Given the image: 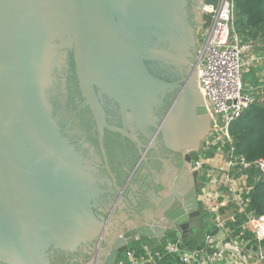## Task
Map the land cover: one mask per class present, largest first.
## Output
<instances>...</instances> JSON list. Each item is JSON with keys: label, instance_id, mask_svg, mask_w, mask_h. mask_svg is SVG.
Returning a JSON list of instances; mask_svg holds the SVG:
<instances>
[{"label": "water", "instance_id": "obj_1", "mask_svg": "<svg viewBox=\"0 0 264 264\" xmlns=\"http://www.w3.org/2000/svg\"><path fill=\"white\" fill-rule=\"evenodd\" d=\"M218 1L0 0V264H119L130 250L157 252L202 232L193 163L190 173L163 172L148 190L132 166L113 170L104 137L134 143L141 156L132 124L155 130L151 106L178 89L164 143L182 142L196 156L213 127L197 34L203 4ZM148 63L175 66L183 79H160ZM73 85L95 122L98 152L64 131Z\"/></svg>", "mask_w": 264, "mask_h": 264}, {"label": "built area", "instance_id": "obj_2", "mask_svg": "<svg viewBox=\"0 0 264 264\" xmlns=\"http://www.w3.org/2000/svg\"><path fill=\"white\" fill-rule=\"evenodd\" d=\"M201 15L202 26L197 34V39L201 41L197 46L196 64H199L198 79L204 105L213 123L210 132L214 135H211L210 142L203 144L201 154L195 160L193 168L198 172L210 169L214 171L218 187L221 185L227 188L223 206L234 203L239 213L245 217L243 228L252 235L255 253L253 261L245 257L241 264H264V216H254L247 211L249 193L253 185L264 181V158L248 162L236 155L229 134L230 125L253 103L251 95L244 90L243 75L250 66L264 65V51L261 50L264 41L244 40L237 34L234 0H219L216 6L203 4ZM211 153L214 159L216 157L223 159L224 165L206 163L211 158ZM251 171H255V174L250 183ZM238 173L245 181L243 189H239L242 187L236 182ZM210 242L211 238L206 236V248L210 246ZM178 247L176 244L168 247V250L178 253L180 251ZM206 254V249L185 253L181 256V262L213 264ZM127 258L133 260L131 254H127Z\"/></svg>", "mask_w": 264, "mask_h": 264}, {"label": "flooded vegetation", "instance_id": "obj_3", "mask_svg": "<svg viewBox=\"0 0 264 264\" xmlns=\"http://www.w3.org/2000/svg\"><path fill=\"white\" fill-rule=\"evenodd\" d=\"M147 69L152 75L154 74L156 77L167 82H179L183 79L175 66L168 67V70H162L148 63ZM71 90L73 98L69 100L67 112L69 116L73 117L71 118L72 120L66 122V130L64 131L68 132V135L77 142V147L85 149L87 154H89L91 147H94L98 152V135L91 112L86 105V107L82 105L79 97H76L78 90L75 85L71 86ZM177 92H179L178 89L167 92L163 95L160 102L151 106L153 107L152 110H155L153 112L156 117L155 123L157 128L155 130L150 124H132V131L141 143V156L134 143L126 142V140L119 138L118 135L105 132V146L109 150L110 156L111 153L113 154L111 160L113 170L116 169L117 173H120L132 166L136 179L144 182L148 190H152V187L155 185V178L163 174V172L168 173L170 171L172 173L173 170H179V172L181 170H188L190 173L188 165L194 164L203 148L204 140L200 143V147L195 150L196 156L193 158L191 157L192 152L189 149L186 150L187 148L182 142L175 144L176 147L172 143L169 146L164 143L162 126L171 103L177 97ZM112 112L116 114L114 111ZM106 114L107 117H110V119H107L109 122L111 121L110 123L115 124L119 122L117 117V122H114L111 112L106 111ZM189 144L190 142L187 143V145ZM90 157L94 158V155L90 154ZM188 158H191L190 162H187ZM135 167L137 168L135 169ZM142 171H144L143 174H141ZM153 171H155V175H152ZM175 173L177 172L175 171ZM118 176L120 178V174ZM197 183L199 192V176Z\"/></svg>", "mask_w": 264, "mask_h": 264}, {"label": "crops", "instance_id": "obj_4", "mask_svg": "<svg viewBox=\"0 0 264 264\" xmlns=\"http://www.w3.org/2000/svg\"><path fill=\"white\" fill-rule=\"evenodd\" d=\"M245 76V81H247V83H243L245 92L251 95L254 104L264 105V65L248 67ZM210 157L206 163L210 162L215 165L217 158L214 159L212 153ZM217 160L221 162L217 166L224 165L223 159L218 158ZM253 175H249L250 183L253 180ZM198 176L199 192L196 202L202 216L205 218V226L202 232L196 237H189L181 242L174 240L166 246V249L163 248L161 251L130 250L129 254H131L133 260L126 257L119 264H183L181 262L182 254L200 252L205 249L206 257L213 264H241L245 257L253 261L255 249L251 243H247L248 239L246 238H252V235L243 228L245 217L239 213L234 203H228L223 206V203H225V198L223 199V197L227 188L221 185L218 187L216 173L211 171V169L199 171ZM236 179L239 187L245 185L240 173L236 175ZM239 189H243V187ZM245 233L248 236L245 237ZM206 236L211 238V244L207 248L205 243ZM176 244L179 245L180 251L178 253L170 252L168 247L171 248L176 246ZM192 264H199V262L194 261Z\"/></svg>", "mask_w": 264, "mask_h": 264}, {"label": "trees", "instance_id": "obj_5", "mask_svg": "<svg viewBox=\"0 0 264 264\" xmlns=\"http://www.w3.org/2000/svg\"><path fill=\"white\" fill-rule=\"evenodd\" d=\"M236 24L245 22V28L260 31L264 41V0H234ZM249 39V38H247ZM251 40V39H249ZM236 155L248 162L264 158V105L252 103L229 127ZM255 171H251L253 175ZM247 211L264 216V181L253 185L249 193Z\"/></svg>", "mask_w": 264, "mask_h": 264}, {"label": "rangeland", "instance_id": "obj_6", "mask_svg": "<svg viewBox=\"0 0 264 264\" xmlns=\"http://www.w3.org/2000/svg\"><path fill=\"white\" fill-rule=\"evenodd\" d=\"M235 19H237V18L235 17ZM236 22H237V20H236ZM235 30H236L237 34L241 38H243L244 40H247V38L251 39L252 41L262 39V37L260 35V31H258L257 29H254V28H245V22H241V21L238 22V24L235 25ZM200 41H201V39H198V43ZM262 46H263V48H261V50L264 51V44H263V42H262ZM245 75H246V73L244 72V75H243V83L244 82L247 83V81H245L246 80V76ZM210 133L203 137L204 145H205V142H210L211 135H214L213 132H210ZM217 159H216V162H215V166H217V165H219L221 163ZM246 236H248L247 233H245V237ZM246 239H248V241H250L251 245L253 246V243L254 242H253L252 238L249 237V238H246Z\"/></svg>", "mask_w": 264, "mask_h": 264}]
</instances>
